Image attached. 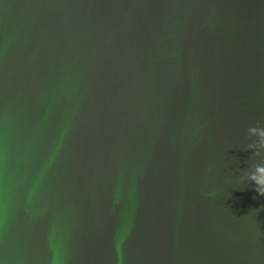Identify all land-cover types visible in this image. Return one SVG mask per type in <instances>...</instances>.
Returning <instances> with one entry per match:
<instances>
[{"label":"water","instance_id":"water-1","mask_svg":"<svg viewBox=\"0 0 264 264\" xmlns=\"http://www.w3.org/2000/svg\"><path fill=\"white\" fill-rule=\"evenodd\" d=\"M258 124L264 0H0V264H264Z\"/></svg>","mask_w":264,"mask_h":264},{"label":"clouds","instance_id":"clouds-1","mask_svg":"<svg viewBox=\"0 0 264 264\" xmlns=\"http://www.w3.org/2000/svg\"><path fill=\"white\" fill-rule=\"evenodd\" d=\"M247 139L250 143L247 144L246 150L251 152V156L249 157V167L240 177V182L242 184L251 183L255 191L260 196H264V125L250 126L247 129ZM257 157L261 162H251Z\"/></svg>","mask_w":264,"mask_h":264}]
</instances>
